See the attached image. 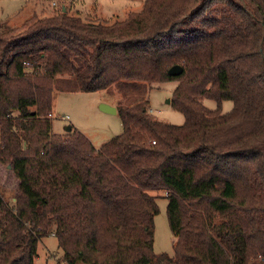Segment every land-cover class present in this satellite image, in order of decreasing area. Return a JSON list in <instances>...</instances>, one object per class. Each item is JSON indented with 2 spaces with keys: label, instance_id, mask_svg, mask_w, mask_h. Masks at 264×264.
Returning a JSON list of instances; mask_svg holds the SVG:
<instances>
[{
  "label": "trees",
  "instance_id": "trees-1",
  "mask_svg": "<svg viewBox=\"0 0 264 264\" xmlns=\"http://www.w3.org/2000/svg\"><path fill=\"white\" fill-rule=\"evenodd\" d=\"M175 64L182 74L168 75ZM58 75L83 92L114 87L122 132L99 148L73 126L53 132ZM173 79L180 125L137 100ZM0 164L18 180L12 205L0 194V264H35L50 234L63 264H264V0H144L109 24L66 9L0 22ZM149 191L165 193L173 255L153 251Z\"/></svg>",
  "mask_w": 264,
  "mask_h": 264
},
{
  "label": "rangeland",
  "instance_id": "rangeland-1",
  "mask_svg": "<svg viewBox=\"0 0 264 264\" xmlns=\"http://www.w3.org/2000/svg\"><path fill=\"white\" fill-rule=\"evenodd\" d=\"M143 2L144 0H0V22L9 27H20L33 16H47L64 8L69 14L83 19L109 24L124 20L131 12H139ZM64 77L58 75L54 80L55 90L52 93V111L49 115L53 132L64 134L65 126H73L88 137L95 148H99L122 132L119 115L100 109L102 103L116 106L124 101L114 87L83 92L77 88L75 79L71 77L72 79L67 83V89L58 90L59 79ZM179 82L173 79L146 83L145 89L137 100H148L149 109L157 120L180 125L184 122V116L170 105L172 91ZM200 101L209 109L217 108V103L213 99L201 98ZM219 107L221 112H228L232 108V101L225 100ZM65 115L69 117L68 120L61 119V116ZM17 182L11 170L5 164H0V194L8 205H12L15 201ZM149 193L160 195L157 198L159 211L154 216L153 251L157 254L173 255L175 238L167 221V200L163 196L165 193L162 191H149ZM62 255L57 239L50 234L38 241L34 263L63 264Z\"/></svg>",
  "mask_w": 264,
  "mask_h": 264
},
{
  "label": "water",
  "instance_id": "water-1",
  "mask_svg": "<svg viewBox=\"0 0 264 264\" xmlns=\"http://www.w3.org/2000/svg\"><path fill=\"white\" fill-rule=\"evenodd\" d=\"M63 10H64V8H63ZM182 72H183V66L180 64H175V65L171 66L167 71L168 75H170V76H179L180 74H182ZM100 109L102 111H105L108 113H117L115 106H110V105L105 104V103H102L100 105ZM64 130L66 132H69L71 130V126L70 125L65 126ZM24 146H25V144H24Z\"/></svg>",
  "mask_w": 264,
  "mask_h": 264
},
{
  "label": "crops",
  "instance_id": "crops-1",
  "mask_svg": "<svg viewBox=\"0 0 264 264\" xmlns=\"http://www.w3.org/2000/svg\"><path fill=\"white\" fill-rule=\"evenodd\" d=\"M69 80L70 79L67 76H65L64 78L59 79V85L57 86V89L58 90L67 89V83H68ZM58 90H56V91H58Z\"/></svg>",
  "mask_w": 264,
  "mask_h": 264
},
{
  "label": "built area",
  "instance_id": "built-area-1",
  "mask_svg": "<svg viewBox=\"0 0 264 264\" xmlns=\"http://www.w3.org/2000/svg\"><path fill=\"white\" fill-rule=\"evenodd\" d=\"M61 119H63V120H68L69 117H68L67 115H65V116H61ZM152 142H154V141H152Z\"/></svg>",
  "mask_w": 264,
  "mask_h": 264
}]
</instances>
